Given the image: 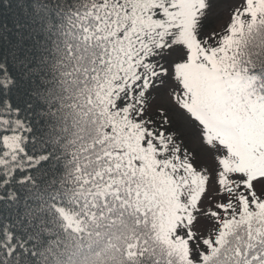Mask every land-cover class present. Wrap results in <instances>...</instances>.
<instances>
[{"label": "snow or ice", "instance_id": "obj_1", "mask_svg": "<svg viewBox=\"0 0 264 264\" xmlns=\"http://www.w3.org/2000/svg\"><path fill=\"white\" fill-rule=\"evenodd\" d=\"M165 80L211 172L164 108L150 127ZM69 236L100 264H264V0H0V264H76Z\"/></svg>", "mask_w": 264, "mask_h": 264}, {"label": "rangeland", "instance_id": "obj_2", "mask_svg": "<svg viewBox=\"0 0 264 264\" xmlns=\"http://www.w3.org/2000/svg\"><path fill=\"white\" fill-rule=\"evenodd\" d=\"M170 87V81L165 80L164 86L162 88L153 90V93L150 95V111L153 114H156V110L158 108H164L171 120L172 126L176 128V138L179 139V141L183 140V143L180 146L183 148L187 147L191 152L196 154L194 160L198 167L207 166L211 172L214 168L212 163V153L199 143V138L195 133L194 126H191V122L187 121V117L183 116L179 112V109H176L172 104L169 91ZM180 119H182L189 127H192L191 135H185L183 133L178 125V121ZM220 198L221 196L217 194V186L213 184L210 186L208 192L204 196V205L214 206ZM212 227L211 218L200 213L198 215V223L196 224L197 232H210Z\"/></svg>", "mask_w": 264, "mask_h": 264}, {"label": "trees", "instance_id": "obj_3", "mask_svg": "<svg viewBox=\"0 0 264 264\" xmlns=\"http://www.w3.org/2000/svg\"><path fill=\"white\" fill-rule=\"evenodd\" d=\"M149 103H150V97H149ZM147 115H148V117H150L154 121L150 125V127L154 131L158 130L157 126L160 124L161 118L156 116V114H153L150 111L149 105H148V109H147ZM173 128H174V126H172V124H171V126L169 128H166L165 130L176 133V128H174V130H173ZM133 131H135V130L133 129ZM177 141H179V139H177ZM181 148H183V147H181ZM202 187H203V185L201 183V189H202ZM205 194H204V196H205ZM237 195H239V194L237 193ZM222 199H223V197H221L218 201H220ZM235 200H236V196H233V201L235 202ZM173 204H174V202H173ZM164 206L168 207L166 201L164 202ZM157 219L159 220V225H160L159 231L163 232L166 235L167 230L172 226V224L174 222L173 218L171 216H166L163 219H161V218H157ZM195 229H196V225H195ZM67 245H68V252L70 254V259L72 261H75L76 264H100V261L103 259L102 256L96 255L98 249L95 247H93L92 249H87V250H83V251H80L79 249H77L74 236H69V238L67 239ZM76 253H78V254H76Z\"/></svg>", "mask_w": 264, "mask_h": 264}]
</instances>
